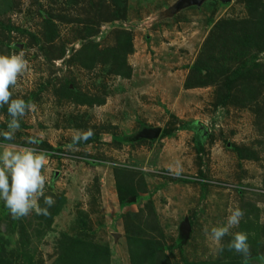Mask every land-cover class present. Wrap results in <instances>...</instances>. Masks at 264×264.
I'll list each match as a JSON object with an SVG mask.
<instances>
[{"label": "rangeland", "instance_id": "374dc122", "mask_svg": "<svg viewBox=\"0 0 264 264\" xmlns=\"http://www.w3.org/2000/svg\"><path fill=\"white\" fill-rule=\"evenodd\" d=\"M49 1L0 0V55L23 52L28 62L12 98L36 106L13 140L0 135V152L46 153L38 204L48 213L13 218L0 200V264L200 262L237 232L248 235L246 264H264V0H209L169 18L162 13L177 0H79L73 11L75 2ZM91 3L113 21L88 24ZM37 5L53 9V41ZM12 24L43 41L8 31ZM123 42L129 51L107 59ZM85 51L94 60H78ZM232 73L246 84L237 81L223 106ZM65 84L101 102L62 100L54 89ZM10 120L0 107V133ZM156 128L153 140H134ZM89 129L90 139L73 144ZM247 204L255 227L244 230L242 218L213 241L211 229Z\"/></svg>", "mask_w": 264, "mask_h": 264}, {"label": "clouds", "instance_id": "9594fccd", "mask_svg": "<svg viewBox=\"0 0 264 264\" xmlns=\"http://www.w3.org/2000/svg\"><path fill=\"white\" fill-rule=\"evenodd\" d=\"M27 63L23 52L0 55V107L7 105V112L11 117L7 125L8 131L0 133L4 140L14 139L15 132L20 128L19 118L27 111L35 110L36 107L35 104L26 103L23 99H13L10 90L16 86L19 77L25 72ZM93 134L91 129L78 133L73 136V144L81 140L87 141ZM29 142L35 143V141ZM14 147L15 145H9L6 150L0 152V200L4 202L13 218L25 217L33 211L47 215V208H40L38 204V198L43 195L46 183L42 170L47 163V155L32 147L10 150ZM44 203L51 207L54 200L48 196L44 198ZM243 216L244 212L241 209H231L226 225L211 229V239L217 243L220 242L229 234L230 228L238 226ZM228 249L243 256L247 262L250 257L248 235L244 232L235 233L228 244ZM220 250L223 251V248ZM258 259L264 261V256Z\"/></svg>", "mask_w": 264, "mask_h": 264}, {"label": "trees", "instance_id": "16d2710c", "mask_svg": "<svg viewBox=\"0 0 264 264\" xmlns=\"http://www.w3.org/2000/svg\"><path fill=\"white\" fill-rule=\"evenodd\" d=\"M39 0H36V2L38 3ZM53 1V0H52ZM52 1H49V2H52ZM70 3H73L75 2V4L71 7V10L70 11H73V9L75 8V6H77V4L79 3V0H75V1H72L70 0L69 1ZM63 5H69L67 2L64 3ZM39 8V10H37V13L40 15V17L42 18V22L44 24V40L45 41H53L55 39V37L57 36L56 34V30H55V22H54V16H53V13L51 12L53 9L50 8L48 9V11L44 10L42 8V6H39L37 5ZM89 7L91 8V18H88L87 19V23L92 25V24H98V23H103V22H112L113 20L111 18H109L108 15H103L100 13V10H96L92 3H91V6L89 5ZM12 9L14 10V4H12L11 6V10ZM43 13V14H41ZM63 22V16L60 15V18L58 19V22ZM0 28H4L3 26H1L0 24ZM14 30L16 32H20V34H28L29 36H31L33 39V41H35L36 44H39L40 42H42L43 40L41 41H38V37L36 34H33L32 32H29V31H24L22 29H19L18 27H14V25L12 24V26H8L7 27V30L8 31H11V30ZM91 34H89L88 36H90ZM49 37H52V39H49ZM121 48V52L119 50V48ZM6 49H7V52H9V50H11L12 48L6 46ZM127 49H130V45L126 43H122V45H119V47L117 46H114V47H111V48H107L106 50L108 51V57L107 59H109L110 57H113L115 55V53H124L125 51H129ZM125 50V51H123ZM123 51V52H122ZM86 55H83L81 56V58H77L78 60L80 61H84V59H86L87 57L90 58L89 61L91 60H94L93 58L95 57L94 55H90V53H87L86 51L84 52ZM116 56V55H115ZM235 58L238 59L239 56H236L235 55ZM83 62L81 63L84 67H89L90 64H92L91 62ZM243 65V64H242ZM241 65V66H242ZM122 66V65H120ZM215 68V67H213ZM236 74L235 73H232L230 75H226L225 78H223L222 80V87H223V92L224 95L221 96V94L219 95L220 97V102L221 104L224 106L225 105V102L227 100L230 99V95H229V91L231 89V87H233L235 85V83L238 81L239 84H237V88H240V87H243L245 83V80L244 81H240V80H243L244 78H239V76L235 77ZM238 78V79H237ZM258 79V78H257ZM67 82V81H66ZM205 82V81H204ZM203 82V83H204ZM74 87L76 88L77 92L75 91V88L74 89H71L70 86H68L67 84H65V86L63 87H59V88H56L54 89V93L57 97H60L62 100H67V101H70L72 100L73 102L75 103H78V104H81V105H88V106H93L94 104H98L101 102L100 99L98 98H91V97H88V96H85V95H81L79 94L78 92H80L78 90V87L74 85ZM261 87H259L258 85V92H263L261 89ZM263 88H264V85H263ZM261 90V91H260ZM142 141V140H141ZM242 193V192H241ZM119 199H120V202L123 203V200H122V197L119 196ZM193 217H190L189 218V223L190 225L193 224ZM258 220V213H257V210H255L254 208H251V206L249 204H247V208L244 210V216H243V219H242V225L243 226V229L244 230H250V225H254V222H256ZM227 252H230V250L228 249V247H224L223 248V251H221L220 253H218L219 255L217 257H214L213 259H208V260H204V261H200V262H186V263H182V264H246L245 262V259L243 256H241L240 254H234L235 256H232L231 254L227 253Z\"/></svg>", "mask_w": 264, "mask_h": 264}, {"label": "water", "instance_id": "95a60500", "mask_svg": "<svg viewBox=\"0 0 264 264\" xmlns=\"http://www.w3.org/2000/svg\"><path fill=\"white\" fill-rule=\"evenodd\" d=\"M206 1H209V0H177L173 5L168 7L162 13V16H164L165 18H169V17L176 15L179 11H181L183 9L190 8V7L199 8ZM217 1L226 4V3L230 2L231 0H217ZM159 132H160L159 128L145 129V130H142L140 133H138L135 136L134 140H142V139L153 140V138L158 136ZM186 222H187V220H186Z\"/></svg>", "mask_w": 264, "mask_h": 264}, {"label": "flooded vegetation", "instance_id": "af4514ba", "mask_svg": "<svg viewBox=\"0 0 264 264\" xmlns=\"http://www.w3.org/2000/svg\"><path fill=\"white\" fill-rule=\"evenodd\" d=\"M133 137V136H132Z\"/></svg>", "mask_w": 264, "mask_h": 264}]
</instances>
